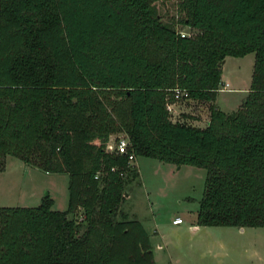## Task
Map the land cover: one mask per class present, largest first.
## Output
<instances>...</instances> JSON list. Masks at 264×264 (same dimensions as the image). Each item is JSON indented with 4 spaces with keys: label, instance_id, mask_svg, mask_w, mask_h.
<instances>
[{
    "label": "trees",
    "instance_id": "trees-1",
    "mask_svg": "<svg viewBox=\"0 0 264 264\" xmlns=\"http://www.w3.org/2000/svg\"><path fill=\"white\" fill-rule=\"evenodd\" d=\"M156 1L0 0V170L12 155L67 174L65 209L0 205V264H155L119 208L138 176L108 150L119 132L134 156L204 169L195 224L264 225V0H173L166 18ZM248 51L224 111L222 60ZM175 86L207 103L204 125L170 118Z\"/></svg>",
    "mask_w": 264,
    "mask_h": 264
},
{
    "label": "rangeland",
    "instance_id": "rangeland-1",
    "mask_svg": "<svg viewBox=\"0 0 264 264\" xmlns=\"http://www.w3.org/2000/svg\"><path fill=\"white\" fill-rule=\"evenodd\" d=\"M172 3L173 0L156 1L163 18L174 12ZM180 29L188 30L187 27ZM252 62L253 51L224 57L220 72L222 82L214 99L220 109L230 111L240 104L248 88ZM169 114L172 120L202 126L207 119V108L203 101L180 97L171 104ZM120 137L126 136L123 132L109 136L107 142L111 147L108 150H113ZM129 162L137 169L138 176L126 185L127 192L119 208L141 222L152 248L162 232L163 240L167 238L171 249L177 244L172 254L181 260L179 264H264V225H198L196 232L188 229L202 191V167L177 165L142 155ZM45 192L53 199L52 208L65 209L67 174L46 172L15 156H5L4 168L0 170V205H35ZM175 215L182 217L179 225L186 227L181 234L171 223ZM160 252L162 250L156 253L161 259L157 264H163L165 257Z\"/></svg>",
    "mask_w": 264,
    "mask_h": 264
},
{
    "label": "crops",
    "instance_id": "crops-1",
    "mask_svg": "<svg viewBox=\"0 0 264 264\" xmlns=\"http://www.w3.org/2000/svg\"><path fill=\"white\" fill-rule=\"evenodd\" d=\"M221 89H224V88H221ZM217 91H218V89H217ZM203 103H205V105L207 106L206 102H203ZM204 119H202L203 122H204ZM194 215L195 214H193V216ZM182 222H183V219L180 223H182ZM180 223H172L175 226H177V227H175V229L179 232V234H181V232H183V229L186 228V227H181V225H179ZM189 228L191 229L192 232H196V230L198 229V224L191 222V225H189L188 229ZM154 232H157V231L154 230ZM158 238H159V241L152 248V254H153V259L155 261V264H157L158 259L161 261V259L156 256V253L159 252V250H162V252H160V253L165 255L164 260L162 261L163 264H179V262L181 263V260L180 259L178 260V257H174L175 255H173L174 253L172 251L177 247V244L174 243L173 247L171 249L170 245L166 241L167 238L165 240H163V233L162 232H159ZM175 262H177V263H175Z\"/></svg>",
    "mask_w": 264,
    "mask_h": 264
},
{
    "label": "built area",
    "instance_id": "built-area-1",
    "mask_svg": "<svg viewBox=\"0 0 264 264\" xmlns=\"http://www.w3.org/2000/svg\"><path fill=\"white\" fill-rule=\"evenodd\" d=\"M226 84V83H225ZM224 87V86H223ZM222 88V87H221ZM173 91V97L175 98L173 101H169L166 102V108L169 111L171 108V104L175 101H177V99H179L180 97H185L186 96V92L184 91V89H181L177 86L172 88ZM127 143L128 140L126 137H120L116 140V143L113 145V149L115 152L117 153H125L126 157L128 159V161H130L131 159H133L134 155L132 152H127ZM107 147L110 148L111 144L108 143ZM182 221V217L179 215H175L172 219L171 222L172 223H180Z\"/></svg>",
    "mask_w": 264,
    "mask_h": 264
},
{
    "label": "water",
    "instance_id": "water-1",
    "mask_svg": "<svg viewBox=\"0 0 264 264\" xmlns=\"http://www.w3.org/2000/svg\"><path fill=\"white\" fill-rule=\"evenodd\" d=\"M224 61V59L222 60V62ZM47 194V192H45L43 195H46Z\"/></svg>",
    "mask_w": 264,
    "mask_h": 264
}]
</instances>
